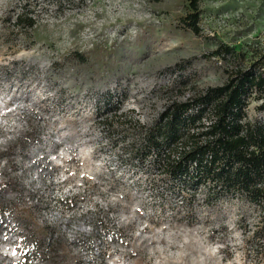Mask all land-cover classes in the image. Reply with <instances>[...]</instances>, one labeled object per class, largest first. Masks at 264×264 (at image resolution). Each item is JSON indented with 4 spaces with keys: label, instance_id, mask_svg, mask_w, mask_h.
Here are the masks:
<instances>
[{
    "label": "rangeland",
    "instance_id": "obj_1",
    "mask_svg": "<svg viewBox=\"0 0 264 264\" xmlns=\"http://www.w3.org/2000/svg\"><path fill=\"white\" fill-rule=\"evenodd\" d=\"M196 2L197 34L189 0H0V232L28 258L264 264L256 206L173 177L167 147L143 146L169 103L264 64V0ZM263 98L248 120L264 124Z\"/></svg>",
    "mask_w": 264,
    "mask_h": 264
},
{
    "label": "trees",
    "instance_id": "obj_2",
    "mask_svg": "<svg viewBox=\"0 0 264 264\" xmlns=\"http://www.w3.org/2000/svg\"><path fill=\"white\" fill-rule=\"evenodd\" d=\"M181 18L183 27L199 33L196 0ZM21 20L17 15L16 22ZM28 25H33L30 19ZM214 54L244 60V53L228 45ZM264 92V64L237 63L225 83L207 87L183 101L169 103L156 121L141 130L143 146L160 154L165 171L188 177L211 193L243 197L259 211L264 230V124L248 120V99ZM211 110L209 121L204 120ZM259 109H264V98ZM194 173V174H193Z\"/></svg>",
    "mask_w": 264,
    "mask_h": 264
},
{
    "label": "bare ground",
    "instance_id": "obj_3",
    "mask_svg": "<svg viewBox=\"0 0 264 264\" xmlns=\"http://www.w3.org/2000/svg\"><path fill=\"white\" fill-rule=\"evenodd\" d=\"M20 240V235L15 232H0V264H38L36 259L28 258L27 250H21Z\"/></svg>",
    "mask_w": 264,
    "mask_h": 264
}]
</instances>
